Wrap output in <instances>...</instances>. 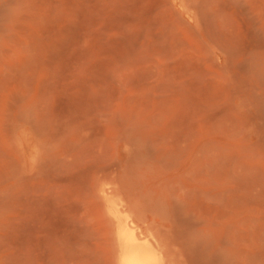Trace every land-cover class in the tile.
Instances as JSON below:
<instances>
[{
    "label": "rangeland",
    "instance_id": "1",
    "mask_svg": "<svg viewBox=\"0 0 264 264\" xmlns=\"http://www.w3.org/2000/svg\"><path fill=\"white\" fill-rule=\"evenodd\" d=\"M103 189L264 264V0H0V264H117Z\"/></svg>",
    "mask_w": 264,
    "mask_h": 264
},
{
    "label": "bare ground",
    "instance_id": "2",
    "mask_svg": "<svg viewBox=\"0 0 264 264\" xmlns=\"http://www.w3.org/2000/svg\"><path fill=\"white\" fill-rule=\"evenodd\" d=\"M102 195L114 225L117 264H166L160 243L141 229L122 199L106 189Z\"/></svg>",
    "mask_w": 264,
    "mask_h": 264
}]
</instances>
